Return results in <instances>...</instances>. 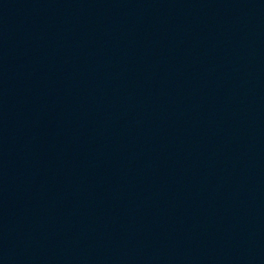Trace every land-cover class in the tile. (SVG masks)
<instances>
[{
    "label": "water",
    "instance_id": "water-1",
    "mask_svg": "<svg viewBox=\"0 0 264 264\" xmlns=\"http://www.w3.org/2000/svg\"><path fill=\"white\" fill-rule=\"evenodd\" d=\"M0 264H264V0H0Z\"/></svg>",
    "mask_w": 264,
    "mask_h": 264
}]
</instances>
